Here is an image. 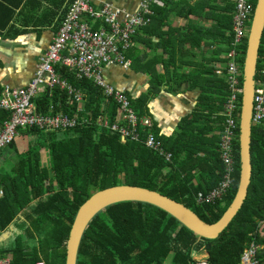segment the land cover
<instances>
[{"label": "trees", "instance_id": "1", "mask_svg": "<svg viewBox=\"0 0 264 264\" xmlns=\"http://www.w3.org/2000/svg\"><path fill=\"white\" fill-rule=\"evenodd\" d=\"M163 1L164 5L153 6L151 23L139 30L149 35L145 43L150 42L151 49L155 51L151 59L149 96L157 93L159 87L165 84L162 80L166 76L172 81L177 69L180 71L187 66L183 57L177 58L181 63L176 66L174 46L170 49V41L165 39L183 31L170 26L163 31L168 26L175 5L186 3L181 8L187 6V9L179 11V15L185 17L195 12V6L201 11L209 2L208 5L212 7L208 17L213 21L209 31L213 38L208 44L222 49L215 50L208 62L220 60L224 63L225 59L220 54L230 49L233 39V34L227 36L232 31L235 8L229 0H199L194 5H188L189 0ZM255 4L256 0H252L253 10ZM8 10L12 16L13 10ZM94 28H98V24ZM0 29L4 31L6 23ZM187 30L181 42L183 47L189 44L190 48H194L195 42L189 39L191 34L198 35L196 42L199 47V35L202 36L204 30L192 23ZM141 38L138 35V40L142 41ZM202 39L206 40L204 37ZM246 43L247 38H244L238 47L242 55L245 54ZM262 44L263 39L258 58L263 52ZM161 47L163 52L157 54ZM128 50L124 53L126 59L129 57ZM164 55L169 58L166 60ZM236 61L239 71L237 87L241 88L244 56ZM204 62L199 63V67L195 65L192 73H185L184 70L178 73L179 84L175 81L165 84L168 89L170 84L178 87L176 89L179 91L184 83H188L189 90H198V97L207 99L203 101L202 111L194 110L181 120L179 132L174 138L159 135L153 125L155 138L162 143L164 151L172 154L171 162L146 149L142 143L121 139L117 133L98 127L96 119L101 116H107L111 123L114 122L117 107L112 99L105 98L102 90L91 81L78 80L67 69L56 66L55 71L60 78L81 92L84 115L89 122L65 131H20L5 147L12 154L9 156L12 160L6 163L8 172H0V188L3 190L0 197V235L9 226L16 225L22 237L16 234L15 246L0 250V256L10 253L11 264H65V244L79 207L93 193L118 185L157 192L184 204L202 221L208 224L217 222L237 190L239 127L233 146L232 187L222 201L199 205L198 198L218 184L223 171L218 138L207 139L204 136L211 131L212 113L217 114L222 110L229 92L224 78L217 77ZM158 63L167 69L164 75L153 70L152 67ZM136 64L141 72L143 66L147 65L141 61ZM133 65L129 68H133ZM171 66L176 70L171 71ZM148 95L130 98L125 94L129 107L137 115L148 114ZM238 102L240 112L241 94L238 95ZM35 106L41 114L61 112L73 115L77 108L68 94L58 87L45 88L35 99ZM6 116L7 113L0 111V120ZM202 116L209 119L205 118L203 124L194 127V119L199 120ZM215 120L220 127L223 117L216 115L212 123ZM138 134L143 139L144 132L138 130ZM250 139L251 178L247 196L217 239H200L182 223L154 206L123 201L107 206L90 221L78 248L76 264H167L168 259L169 264H192L196 256L204 258L208 264H238L243 249L250 243L263 247L259 258L260 263L264 264V120L260 125L251 127ZM198 153L203 155L199 156Z\"/></svg>", "mask_w": 264, "mask_h": 264}, {"label": "built area", "instance_id": "2", "mask_svg": "<svg viewBox=\"0 0 264 264\" xmlns=\"http://www.w3.org/2000/svg\"><path fill=\"white\" fill-rule=\"evenodd\" d=\"M161 0H139L135 11H128L115 5L95 0H71L64 13L58 30L51 37L50 43L38 57L32 78L23 87H11L0 84V111L7 116L0 120V151L16 138L20 131H65L79 124L88 123L84 115V100L81 92L62 80L55 67H63L73 73L78 80H88L102 90L105 98H111L117 107L114 122L107 116L96 119L102 129L115 132L121 139L142 143L149 149L171 162L172 154L164 151L162 143L153 133L150 117L137 115L129 107L125 93L108 84L104 77V68L116 65L122 69L130 66L124 53L131 46V37L137 29L148 26L154 16L153 6ZM232 18L233 41L225 54L224 63L215 62L216 75L223 76L229 92L223 102L221 116L222 129L219 131L218 153L223 171L218 184L205 196H200L198 204L222 201L232 187L234 167L233 146L239 127L237 68L238 57H242L238 47L247 38L253 15L252 0H234ZM249 23V25H248ZM98 24V28L94 25ZM100 24V25H99ZM263 52L257 57L258 70L254 77V90L251 110V127L260 125L264 120V26L262 28ZM261 44V43H260ZM58 87L65 91L77 104L73 115L65 113L41 114L35 106V99L45 89ZM51 109V108H50ZM138 130L144 132L140 139ZM3 190L0 189V197ZM262 224V223H261ZM263 247L250 243L239 257L238 264H261L259 254ZM200 256H196L199 259ZM0 264H11L10 257L0 258ZM42 264V263H38ZM192 264H208L204 258L194 260Z\"/></svg>", "mask_w": 264, "mask_h": 264}, {"label": "crops", "instance_id": "3", "mask_svg": "<svg viewBox=\"0 0 264 264\" xmlns=\"http://www.w3.org/2000/svg\"><path fill=\"white\" fill-rule=\"evenodd\" d=\"M138 1L139 0H95V3L99 5L103 2H108L116 7L128 11H135ZM171 1L178 2L180 0ZM70 2L71 0H0V26L6 23V29L0 31V84L23 88L29 83L36 67L38 57L44 52L45 48L50 43L51 37L58 30ZM198 2L199 0H189L188 5H194ZM230 2L234 4V0H229V3ZM164 3L165 2L161 0L159 4L156 5H164ZM184 4L186 3L174 6V11L170 13L168 26L163 28V31H167L170 27L183 31L182 34H171L168 38H165L170 41V49L174 46L173 50L175 51L177 60L176 66H179L181 63L177 58L183 57V62L190 67L189 70L196 68L195 65L199 67V63L202 64L204 60V64H208L213 71H215L216 61L208 62V59L215 50H221L222 48H218L215 44L210 46L208 44V41L213 38L211 32L209 33L212 29L213 21L208 17L209 13L210 15L212 13V7L208 5L209 2L201 8V11L198 6H195V12L185 17L179 15V11L187 9V6L181 8ZM8 8L13 10L12 16H10L11 13ZM191 23L192 25H196L197 28L203 29L204 31L202 33L206 34H202V36L199 35V40L201 41L199 47H197L196 42L198 35H190L189 39L195 42L193 49L190 48L189 44H185L184 47L181 44L183 35H185L184 32H188L187 28ZM7 29H9L8 32ZM141 29L142 28L137 29L131 37V46L128 50L129 57L127 60L130 61V65L134 63L135 66L133 65V68L122 69L116 65H109L105 67L103 71L105 81L112 87L127 94L130 98L148 95L147 90L151 87V59L155 51L151 49L150 42L145 43L150 37L148 34L142 33V31L140 32L139 30ZM23 30L25 31L22 32ZM138 35L140 38L142 37V41L138 40ZM202 37L207 41H204ZM154 40L155 39H153V41ZM161 49L162 50H157L156 53L163 52L162 47ZM164 58L167 60L169 56L164 55ZM138 61H141L143 65L147 63V65L143 66L142 72L140 66L136 64ZM188 62H190V64H188ZM152 68L163 75L167 70L159 63ZM135 69L138 70L136 71ZM174 69L176 70L173 66L170 67L171 71H175ZM176 72L177 76L180 72L178 69ZM214 74L216 75L215 72ZM176 76L173 77L172 81H170L169 76H166L162 82L165 81V84H167L175 81L179 84L180 79ZM216 76L224 78L220 75ZM165 84L159 87L157 93L152 96H147L146 106L148 108V114L145 115L150 117L159 135L170 139L174 138L179 132L181 120L191 115L194 110L202 111L204 106L203 101H207V99H200V97H198V90H189L188 83H184L179 91L176 89L178 87L169 84L170 88L168 89ZM178 84L176 85L178 86ZM221 113L222 110L217 114L216 112L212 113L210 118L211 131L205 134V138L211 139L212 137H216L219 140V131L222 122L219 127L216 120L213 123L212 120L216 118V115L220 116ZM205 118L206 120L209 119L207 116H202L199 120L194 119L193 126H200L203 124ZM191 119H193V116ZM6 151L8 152L6 157L12 156L8 149H6ZM198 155L202 156L203 154L198 153ZM18 232L20 233L21 231L12 233L16 235ZM2 257L11 258V254L7 253L0 256V258Z\"/></svg>", "mask_w": 264, "mask_h": 264}, {"label": "water", "instance_id": "4", "mask_svg": "<svg viewBox=\"0 0 264 264\" xmlns=\"http://www.w3.org/2000/svg\"><path fill=\"white\" fill-rule=\"evenodd\" d=\"M264 26V0H256L247 35L242 69L241 106L239 115V180L235 196L220 219L208 224L191 209L157 192L129 185L112 186L93 193L77 210L67 242L65 264H76L77 252L90 221L107 206L123 202H141L163 210L189 231L204 240H215L226 229L242 207L251 178L250 135L254 76Z\"/></svg>", "mask_w": 264, "mask_h": 264}, {"label": "rangeland", "instance_id": "5", "mask_svg": "<svg viewBox=\"0 0 264 264\" xmlns=\"http://www.w3.org/2000/svg\"><path fill=\"white\" fill-rule=\"evenodd\" d=\"M250 23H251V21H250ZM230 33H231V32L227 33V36H228ZM232 41H233V40H232ZM232 41H231V45H232ZM222 55H223V54H221V56H222ZM223 57H225V54H224ZM189 69H190L189 65H187V66H185V67L183 68V70H184L185 73H188V72L192 73L193 70H189ZM135 70L137 71L138 69H135ZM183 70H180L179 72H182ZM221 129H222V128H221ZM221 129H220V130H221ZM6 155H8V152L6 151V148H4V149H2V150L0 151V172H2V173H3V172H8L7 169H6V167H5V164H6V163H10L11 160H12L9 156H7V157H8V159H7ZM20 218H21V217H20ZM20 220H21V219H20ZM15 226H16V225H11V226H9L8 229H6V230L2 233V235H1V237H0V250H3V249H5V248H7V247L15 246V245H14V242H15L14 239H15L16 235H15L14 233H12V232L17 233V231H19V230L16 229ZM18 234H19V232H18ZM18 237H22V234H19ZM28 244H30V243H28ZM4 255H5V254H4ZM200 259H201V257H199V259L196 258L195 260L199 261ZM169 262H170V259H168V260L166 261L167 264H169Z\"/></svg>", "mask_w": 264, "mask_h": 264}]
</instances>
